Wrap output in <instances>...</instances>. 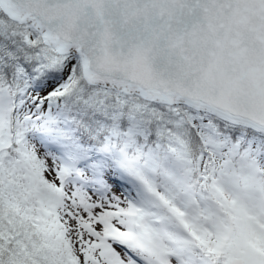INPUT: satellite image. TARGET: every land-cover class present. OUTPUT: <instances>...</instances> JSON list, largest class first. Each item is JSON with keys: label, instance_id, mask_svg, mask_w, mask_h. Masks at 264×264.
<instances>
[{"label": "snow or ice", "instance_id": "6c2138e0", "mask_svg": "<svg viewBox=\"0 0 264 264\" xmlns=\"http://www.w3.org/2000/svg\"><path fill=\"white\" fill-rule=\"evenodd\" d=\"M0 264H264V0H0Z\"/></svg>", "mask_w": 264, "mask_h": 264}]
</instances>
